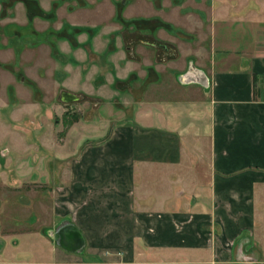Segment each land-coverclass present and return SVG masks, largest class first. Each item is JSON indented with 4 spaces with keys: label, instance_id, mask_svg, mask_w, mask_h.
Segmentation results:
<instances>
[{
    "label": "crops",
    "instance_id": "1",
    "mask_svg": "<svg viewBox=\"0 0 264 264\" xmlns=\"http://www.w3.org/2000/svg\"><path fill=\"white\" fill-rule=\"evenodd\" d=\"M65 1L60 27L91 32L30 52L33 85L0 81V135L26 162L1 175L0 264H264V0H121L127 30L117 0ZM63 91L110 117L59 138Z\"/></svg>",
    "mask_w": 264,
    "mask_h": 264
},
{
    "label": "rangeland",
    "instance_id": "2",
    "mask_svg": "<svg viewBox=\"0 0 264 264\" xmlns=\"http://www.w3.org/2000/svg\"><path fill=\"white\" fill-rule=\"evenodd\" d=\"M67 1L69 2L67 7L69 11L87 7L85 0H72L73 2L70 0ZM41 2L42 0H0V50H3L5 55L3 61L0 60V81L2 83L6 79H10L21 85H33L31 77L33 76V72H35V70L33 68L31 69V67H33L34 64L33 62L28 61L31 53L38 52V50L40 51L41 49L46 51L51 48L52 54L56 56V53L59 52V47H61L63 41L69 42L71 46H77L80 44L78 37L81 32H91V28L88 26L84 27L80 25H72L66 21L60 27L61 23L58 21L59 18L57 13H59L58 10L61 4L66 2L65 0H53L51 2L50 9L48 10L43 8ZM125 7V3H122L121 0H117V21L121 22L125 30L129 28L139 29L141 26L140 21L125 22L123 15ZM35 18H40L41 21L34 23ZM74 18L96 25L104 22L106 15L98 13V10L95 9L93 11H79L75 14V17H73L72 20H74ZM39 29H43L44 31L39 32ZM89 37H91V35ZM12 46L14 51L13 55L10 51H8L12 49ZM58 76L59 74L57 77ZM15 93L14 87L10 86L9 97H11V105L17 104L16 99L12 100V98L16 97ZM36 94L39 95L38 97H42L40 92L37 91ZM86 100V98H81L79 101H72L69 103L62 100V102L60 100L58 101V103L61 104L60 109L65 111L64 121L65 119L67 121L66 124L63 123L65 128L59 134V138L66 137V128L73 124L76 117L79 115L84 118H91L94 115L102 116L104 118L110 117L111 112L109 111L112 109L111 107H113L114 103H110L109 105L111 106H107L106 109H97L98 107L95 106L93 101L89 100V103L86 104L84 103ZM23 106L26 111L28 109H34V107L31 108L28 103H25ZM61 118L60 114H55L53 117L55 122ZM5 120L11 123L8 118H5ZM20 123H22L21 126H27L28 120L24 119V121ZM26 136H28V134L19 136L21 138L18 139L15 144V152L23 154L28 152L29 149H25L27 148L25 144ZM73 136H76V134ZM2 137L0 135V179L3 174L11 175L10 178L12 177V174L17 175L15 170L20 167L15 164L18 161H10L9 154L7 152V145L3 143L4 141H8L9 136L6 137L5 134L4 138ZM14 151H12V156L15 154ZM20 163H22L20 167L21 170H24L25 166L22 165L26 162H19L18 164ZM22 173H25V171H22ZM9 183L13 184L11 180H9ZM28 184L29 183H23L22 189L25 190L34 188V185L29 186ZM14 185L17 184L14 183ZM13 187L14 186H12V188ZM42 187V184H37V187L34 189L39 190L42 189ZM7 226L10 228V225Z\"/></svg>",
    "mask_w": 264,
    "mask_h": 264
},
{
    "label": "water",
    "instance_id": "3",
    "mask_svg": "<svg viewBox=\"0 0 264 264\" xmlns=\"http://www.w3.org/2000/svg\"><path fill=\"white\" fill-rule=\"evenodd\" d=\"M62 101L64 102H72V101H75V100H79L81 99L80 96L76 95V94H73V93H70L68 91H63L61 93V98H60Z\"/></svg>",
    "mask_w": 264,
    "mask_h": 264
}]
</instances>
